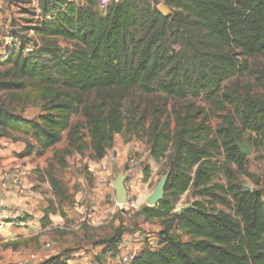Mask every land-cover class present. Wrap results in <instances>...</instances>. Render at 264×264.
Instances as JSON below:
<instances>
[{
	"label": "trees",
	"instance_id": "trees-1",
	"mask_svg": "<svg viewBox=\"0 0 264 264\" xmlns=\"http://www.w3.org/2000/svg\"><path fill=\"white\" fill-rule=\"evenodd\" d=\"M36 1L32 14L37 18L20 30L25 40L13 35L11 53L0 60V66L9 65L0 70V92L32 85L41 99V112L31 119L0 105V136L7 130L25 135L18 158L54 147L71 128L83 94L137 89L178 99L202 97L216 112L227 110L215 131L206 124L202 108L191 105L174 112L173 130L155 123L149 129L152 159L165 158L170 150L169 174L162 199L140 213L159 220L162 229L158 247L141 249L130 264H264L260 181L246 191L231 181L228 168L234 164L238 174L249 176L246 158L236 146L243 134L264 151V99L250 94L249 85L222 88L231 76L243 73L246 57H264V0H162L171 10L165 16L150 9L148 0H140L142 6L138 0H120L105 8L98 0ZM26 44L32 49L24 53ZM105 105L101 114L83 112L100 159L122 128L115 95ZM73 132L70 145L81 153L82 145L71 142L77 139ZM217 156L222 158L214 160ZM143 173L145 180L148 169ZM222 174L225 184L213 182ZM50 183L61 195V183L55 178ZM187 191L197 200L182 213L173 212ZM227 197L232 212L215 207L227 205ZM123 232L117 227L109 238L95 241L103 246L97 257L114 256ZM62 252L40 264H67Z\"/></svg>",
	"mask_w": 264,
	"mask_h": 264
},
{
	"label": "rangeland",
	"instance_id": "rangeland-1",
	"mask_svg": "<svg viewBox=\"0 0 264 264\" xmlns=\"http://www.w3.org/2000/svg\"><path fill=\"white\" fill-rule=\"evenodd\" d=\"M137 2L142 6L140 0ZM148 3L150 9H157L158 4L164 5L162 0H148ZM32 7L31 0H0L1 61H5L12 51L13 35L20 41L25 40L26 35L20 30L28 26L29 22L33 23L29 20H35ZM27 36L35 38L31 31L27 32ZM173 47L177 49L179 45L174 44ZM245 62L243 73L231 76L222 84V88L239 86L241 90L249 85L250 94L264 99V57H246ZM8 67L5 64L0 66V70ZM38 90L36 86L27 85L18 90L0 92V105L23 118H34L41 112ZM110 95H115V99L119 101L118 114L122 128L120 133L113 134L111 144L107 145L105 154L100 159L92 148L89 125L83 112L85 109L91 114L104 113ZM80 98L78 113L70 118L71 128L62 133L60 141L54 147L41 154L34 152L31 156L18 158L17 155L25 147L21 140L25 135L7 130L0 136V199L5 203L9 192L15 189H18V193L28 190L33 206V209L17 210L21 216L19 219L26 223L22 235L3 241L5 231H0V264H18L20 261L23 264H40L45 256L53 254L56 245L60 253L66 250L62 252V258L69 260L74 249L82 246L87 251L91 242L109 238L117 227H122L128 233L144 232L158 241L159 230L162 229L160 221L146 219L140 210L145 206L152 207L147 204L145 197L168 171L167 156L170 150L166 152L165 158L158 161L152 159L148 141L150 127L154 123L157 128L166 124L173 130L174 112L191 105L202 108V112L207 114L206 124L215 131L227 111L216 112L202 97L187 95L178 99L165 96L159 91L144 93L137 89L116 94L93 91ZM71 131H74L77 138L71 142L77 141L76 146L82 145L81 153L70 145L68 136ZM248 136L243 134L242 144L250 145V154L245 156L249 176L238 174L236 165L231 164L228 166L232 171L231 181L251 189L255 187L256 180H259L264 198V151L256 148ZM25 138L35 144L32 138ZM221 158L222 156H217L214 160ZM145 168L149 174L144 180ZM118 174L126 176L124 184L127 199L123 204L115 202L112 187V181ZM50 178L61 183V195L53 190ZM213 182L225 184L227 179L222 174L216 176ZM194 200L197 198L191 195V191L185 192L174 204L173 212L182 213L181 208L190 207ZM227 200V205L215 203V207L232 212V199L227 197ZM88 214L91 218L86 221L83 218ZM174 231L182 240H187L185 234L175 228ZM94 260L99 264L102 259L96 257Z\"/></svg>",
	"mask_w": 264,
	"mask_h": 264
},
{
	"label": "crops",
	"instance_id": "crops-1",
	"mask_svg": "<svg viewBox=\"0 0 264 264\" xmlns=\"http://www.w3.org/2000/svg\"><path fill=\"white\" fill-rule=\"evenodd\" d=\"M32 1V8H36L37 1ZM35 2V5L33 3ZM37 18V16H36ZM18 189H15L11 193L9 192L5 197V217L7 218L5 221H0V231H5L2 236L3 241H9L17 238L18 236L22 235L24 226L26 223L24 220L19 219L21 216L18 215L17 210H24V209H33L32 202L30 201V192L28 190L21 191L18 193ZM264 199V198H263ZM16 210V211H15ZM7 214V216H6ZM99 223V221H96ZM95 222L93 221V224ZM128 232L124 231L121 235V241L128 240ZM85 248V247H84ZM102 245H96L94 242H91L87 246V251L83 249V247H78L71 252L70 259L67 260V264H98L97 260L95 261L94 258L98 256L100 251L102 250ZM63 249V248H62ZM60 253V249L58 245H56V249L54 250L53 254L50 256H54ZM31 256V255H30ZM29 256V257H30ZM34 256V255H33ZM48 256H45L46 259ZM33 257L31 256V259ZM102 260L99 264H118L116 261V257L112 256L111 253H106L102 256Z\"/></svg>",
	"mask_w": 264,
	"mask_h": 264
},
{
	"label": "built area",
	"instance_id": "built-area-1",
	"mask_svg": "<svg viewBox=\"0 0 264 264\" xmlns=\"http://www.w3.org/2000/svg\"><path fill=\"white\" fill-rule=\"evenodd\" d=\"M120 0H98V3L101 7L105 8L109 4L118 3ZM32 49V44H26L24 47V53L29 52ZM5 203L0 199V221H5L7 218L4 213ZM7 216V214H6ZM91 218V215L88 214L83 219L86 221ZM156 249L158 247V241L150 238L144 232H130L128 234V240L121 241L118 243L116 248V261L118 264H130L132 260L136 257L137 253L143 248ZM18 264H23L20 261Z\"/></svg>",
	"mask_w": 264,
	"mask_h": 264
},
{
	"label": "water",
	"instance_id": "water-1",
	"mask_svg": "<svg viewBox=\"0 0 264 264\" xmlns=\"http://www.w3.org/2000/svg\"><path fill=\"white\" fill-rule=\"evenodd\" d=\"M157 10L160 14L164 16L171 12L170 9L163 4H158ZM236 146L238 147V150L242 155L247 156L250 154V145L248 143L242 144L240 142H236ZM168 174L169 171L165 172L160 177V179L158 180L152 191L145 197L147 204L151 206H155L162 199ZM125 179L126 176L124 174H118L116 178L112 181V187L115 193V202L117 204H123L127 199V189L124 184ZM243 188L246 191L251 190L249 186H243ZM187 208L188 207L181 208L180 212H183Z\"/></svg>",
	"mask_w": 264,
	"mask_h": 264
}]
</instances>
